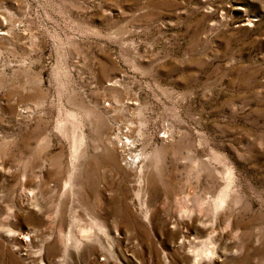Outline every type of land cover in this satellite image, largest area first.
I'll return each instance as SVG.
<instances>
[{"label":"rangeland","instance_id":"obj_1","mask_svg":"<svg viewBox=\"0 0 264 264\" xmlns=\"http://www.w3.org/2000/svg\"><path fill=\"white\" fill-rule=\"evenodd\" d=\"M0 264H264V0H0Z\"/></svg>","mask_w":264,"mask_h":264},{"label":"bare ground","instance_id":"obj_2","mask_svg":"<svg viewBox=\"0 0 264 264\" xmlns=\"http://www.w3.org/2000/svg\"><path fill=\"white\" fill-rule=\"evenodd\" d=\"M126 140V139H125ZM115 143V146L117 147L118 145H117V143H116V141L114 142ZM77 148V147H76ZM75 151V150H74ZM77 152V151H76ZM76 152H74V153H76ZM144 158V157H143ZM122 160L124 161V164L125 165H128V168L132 165V168L135 170L136 168H137V163L139 164V161L141 160V157L140 156H134V157H130V159H124V158H122ZM143 160V159H142ZM141 160V161H142ZM144 162V161H143ZM72 163H74V161L72 162ZM141 164H143L142 162L140 163V165ZM139 166V165H138ZM140 168V167H139ZM138 168V169H139ZM138 169H136V170H138ZM141 169V168H140ZM71 172H73V171H71ZM71 175V174H70ZM71 177V176H70ZM69 179V178H68ZM70 180V179H69ZM69 180L68 181H64L65 183H64V185H63V190H64V188H69V190H70V188L72 187V185L70 184V182H69ZM73 190V189H72ZM64 191H66V190H64ZM68 191V190H67ZM90 193V192H89ZM88 195V194H87ZM90 195V194H89ZM217 206H218V203H214V208H217ZM89 214V213H88ZM88 216V215H87ZM91 216V215H90ZM89 217V216H88ZM96 218V217H95ZM94 217H90V218H88V219H90L92 222V226L91 227H89V228H87V229H83V230H79L80 232H78L79 234L77 235V236H73V232L71 233V231L70 232H68L67 233V236H66V243H70L71 245L72 244H76V245H80L81 244V242L83 241V240H90V238H91V235L92 234H94V228L96 229L95 231H101L102 230V225H100L99 224V222L95 219ZM73 227V226H72ZM81 228V227H80ZM93 232V233H92ZM25 236H27V235H25ZM94 236V235H93ZM96 237H97V235H96ZM95 237V238H96ZM93 238V237H92ZM213 252V250H211V249H205L204 248V251L202 250L201 252H198L196 255H194V259L196 260L197 258H200L201 257V255L202 254H206V255H210V254H213L212 253ZM194 260V262L196 263V261Z\"/></svg>","mask_w":264,"mask_h":264}]
</instances>
